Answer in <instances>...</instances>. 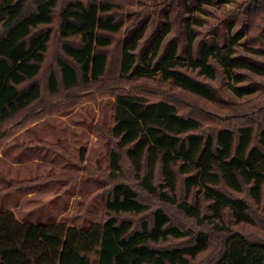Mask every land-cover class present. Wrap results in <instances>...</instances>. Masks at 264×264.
<instances>
[{"label":"trees","instance_id":"16d2710c","mask_svg":"<svg viewBox=\"0 0 264 264\" xmlns=\"http://www.w3.org/2000/svg\"><path fill=\"white\" fill-rule=\"evenodd\" d=\"M134 1L0 0V152L43 118L66 115L109 95L116 100L105 134L109 162L102 178L108 189L100 225L78 231L22 224L13 213L0 212V264H200L205 257L209 264H264V236L251 241L229 233L224 222V216L233 215L238 224H250L254 209L264 205V110L244 105L239 107L244 125L204 132L201 122L185 112L209 117L212 104L220 107L215 96L176 70L182 64L176 44L156 63L172 32L169 17L141 64L136 51L146 27L128 42L119 41L128 3ZM248 1L246 50L264 56V0ZM61 3L62 57L50 68L51 29ZM241 38L231 39L227 51L206 47L196 60L189 22L187 60L214 80L210 59L215 58L228 79L240 83L233 73L248 67L234 57ZM112 50L120 52L117 60H111ZM158 76L160 86L144 85L145 94L126 93L117 83L107 86L110 78ZM87 88L95 94L81 97ZM236 94L252 92L236 89ZM61 99L67 100L59 104ZM221 108L226 113L227 107ZM31 185L15 182L12 189ZM188 220L196 229H189ZM221 232L228 233L221 251L209 255L211 235Z\"/></svg>","mask_w":264,"mask_h":264},{"label":"rangeland","instance_id":"374dc122","mask_svg":"<svg viewBox=\"0 0 264 264\" xmlns=\"http://www.w3.org/2000/svg\"><path fill=\"white\" fill-rule=\"evenodd\" d=\"M248 3V0H135L134 5L128 3L127 6L126 27L119 41L128 42L137 31L146 27L136 51L138 64H141L145 52L166 24V16L169 17L172 32L165 39L156 63L164 58L171 45L176 44L182 59V64L176 70L203 84L215 96L220 107L212 104L211 109L214 111H207L209 117L200 118L194 112H185L197 118L206 133H216L228 127L237 129L244 125L245 117L239 110L244 105L264 110V99L260 98L264 92V56L246 50L250 15ZM62 5L56 11L55 25L51 29L53 38L47 56L50 68L62 57L63 40L58 28ZM188 21L196 35V60L201 58L204 48L215 47L227 51L231 39L242 37L234 47V57L248 63V67L237 68L233 73L242 79L240 83L230 81L215 58L210 59L216 71L214 80L202 76L200 70L192 67L187 60ZM70 41L76 42V38ZM109 53L111 60H117L120 52L112 50ZM115 79L110 78L107 86L117 83L124 92L139 94L146 93L144 85L158 87L160 85L157 82L161 81L160 76L147 81ZM236 89L252 94L240 97ZM80 93L81 97L95 94L91 88ZM66 100L61 99L59 104ZM115 102L114 95L86 102L66 115L43 118L23 130L24 133L21 131L22 135L21 132L17 134L0 152V212L13 213L22 224L67 226L78 231L100 225L108 189V184L102 178L106 177L103 172L107 170L109 162V133L105 134L113 122ZM221 107H227L226 113L222 112L224 108ZM231 110H237L238 113H230ZM38 137L45 139L48 142L45 144L51 145L53 149L37 145L28 147V143L33 141L31 139L34 138L33 142L37 143ZM29 157L37 158L35 165L27 166V163L21 162ZM23 181L32 182L33 185L12 189L13 183ZM248 196L247 192L245 197ZM251 219L250 224H238L233 215L229 218L224 216L229 233H242L249 240L257 241L264 236V205L254 209ZM186 224L190 230L196 229L194 225L192 227V221L188 220ZM227 235L225 232L211 235L209 255H217L221 251ZM199 262L209 264V258H199Z\"/></svg>","mask_w":264,"mask_h":264},{"label":"crops","instance_id":"0c3cea01","mask_svg":"<svg viewBox=\"0 0 264 264\" xmlns=\"http://www.w3.org/2000/svg\"><path fill=\"white\" fill-rule=\"evenodd\" d=\"M33 127V126H32ZM27 130V129H26ZM23 132V131H22ZM22 132L20 133L21 135H22ZM24 133V132H23ZM31 140H35L34 138H32ZM33 141H30L29 143H28V147H34V146H38V147H41V148H44L45 146L43 145V144H45V143H48V142H46L45 141V139H42V138H40V137H38V142L37 143H35V142H33ZM37 160V158H33V157H29L27 160H22L21 162L22 163H27V166H31V165H35L34 164V161H36ZM42 162V161H41ZM15 214H17L16 212H15Z\"/></svg>","mask_w":264,"mask_h":264}]
</instances>
